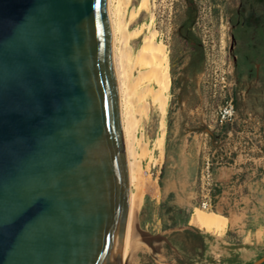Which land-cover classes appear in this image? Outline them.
I'll list each match as a JSON object with an SVG mask.
<instances>
[{
	"label": "water",
	"instance_id": "obj_1",
	"mask_svg": "<svg viewBox=\"0 0 264 264\" xmlns=\"http://www.w3.org/2000/svg\"><path fill=\"white\" fill-rule=\"evenodd\" d=\"M106 0H0V264H115L125 195Z\"/></svg>",
	"mask_w": 264,
	"mask_h": 264
},
{
	"label": "rangeland",
	"instance_id": "obj_2",
	"mask_svg": "<svg viewBox=\"0 0 264 264\" xmlns=\"http://www.w3.org/2000/svg\"><path fill=\"white\" fill-rule=\"evenodd\" d=\"M236 3L148 0V10H138L140 0H112L126 31L141 30L128 38L130 48L137 51L143 37L152 33L155 46L167 55L165 109L149 101L134 138L142 192L130 264H205L200 261L204 248L184 249V236L172 233L184 226H167L170 218L183 217L177 208L187 212L185 226L197 229L207 240L210 256L219 246L221 253L214 256L222 261L226 257L222 251L243 252V243L248 242L239 226L219 234L201 231L189 221L192 214L226 220L223 213L239 210L241 200L219 197L229 184L217 181L213 172L234 157L232 143L237 149L245 146L253 114L264 124V42L253 54L243 49V37L232 39ZM221 236L226 242H220ZM250 250L253 256L263 254L264 238L247 247Z\"/></svg>",
	"mask_w": 264,
	"mask_h": 264
},
{
	"label": "bare ground",
	"instance_id": "obj_3",
	"mask_svg": "<svg viewBox=\"0 0 264 264\" xmlns=\"http://www.w3.org/2000/svg\"><path fill=\"white\" fill-rule=\"evenodd\" d=\"M117 7L112 6V0H106L126 177L120 222V244L115 264H130L129 256L134 241V229L136 228V211L142 192V187L138 182L141 177L138 179L139 171L134 159V138L138 125L147 115L149 101L152 104H157L162 110L165 109L164 94L168 88L165 66L167 55L155 46V37L152 33L149 34V38L143 37L141 45L134 52L127 40L129 37H137L141 30L137 29L128 33L122 15L118 14ZM137 9L148 10V0H140ZM136 12L131 13V17L137 14ZM161 141L162 138L160 137L159 142ZM189 221L204 232L221 234L225 226L218 218L209 219L195 214L190 216Z\"/></svg>",
	"mask_w": 264,
	"mask_h": 264
},
{
	"label": "crops",
	"instance_id": "obj_4",
	"mask_svg": "<svg viewBox=\"0 0 264 264\" xmlns=\"http://www.w3.org/2000/svg\"><path fill=\"white\" fill-rule=\"evenodd\" d=\"M260 119L262 117L253 114L251 117L252 131L245 134V146L237 149L236 143H232L231 148L235 151L234 157L227 165H220L213 172L217 181L229 184L227 189L219 191V197L241 200V207L238 211L230 210L222 214L226 220L215 214L214 216L221 218L224 222V232L239 226L240 230L245 232L242 239L248 242L243 243V252L222 251L226 257L221 261L214 256L217 251L221 253V247L215 246L216 253L210 256L206 250L207 240L202 238L204 249L199 259L205 264L215 262L218 264H264V253L253 256L252 250L247 251V247L251 248L264 238V124ZM255 168H258V171L254 173ZM225 240L227 239L221 236L220 242L224 243ZM261 245H263L262 242ZM210 257L214 259L212 263H210Z\"/></svg>",
	"mask_w": 264,
	"mask_h": 264
},
{
	"label": "flooded vegetation",
	"instance_id": "obj_5",
	"mask_svg": "<svg viewBox=\"0 0 264 264\" xmlns=\"http://www.w3.org/2000/svg\"><path fill=\"white\" fill-rule=\"evenodd\" d=\"M234 17L232 39L243 37V49L257 54V44L264 42V0H237Z\"/></svg>",
	"mask_w": 264,
	"mask_h": 264
},
{
	"label": "trees",
	"instance_id": "obj_6",
	"mask_svg": "<svg viewBox=\"0 0 264 264\" xmlns=\"http://www.w3.org/2000/svg\"><path fill=\"white\" fill-rule=\"evenodd\" d=\"M176 210L177 212L181 213L183 217L180 220L170 218V222L167 224V226H184L180 230L172 231V233H181L184 236V239L181 240L183 248L190 251H195L196 249L204 248V243L202 241L199 231L195 228L185 226L187 223V212H185L183 208H177Z\"/></svg>",
	"mask_w": 264,
	"mask_h": 264
},
{
	"label": "built area",
	"instance_id": "obj_7",
	"mask_svg": "<svg viewBox=\"0 0 264 264\" xmlns=\"http://www.w3.org/2000/svg\"><path fill=\"white\" fill-rule=\"evenodd\" d=\"M203 205H204V203H203Z\"/></svg>",
	"mask_w": 264,
	"mask_h": 264
}]
</instances>
